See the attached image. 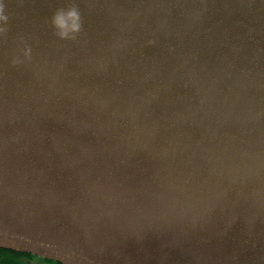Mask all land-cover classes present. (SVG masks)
<instances>
[{"label": "water", "instance_id": "water-1", "mask_svg": "<svg viewBox=\"0 0 264 264\" xmlns=\"http://www.w3.org/2000/svg\"><path fill=\"white\" fill-rule=\"evenodd\" d=\"M4 2L0 250L264 264V0Z\"/></svg>", "mask_w": 264, "mask_h": 264}, {"label": "clouds", "instance_id": "clouds-1", "mask_svg": "<svg viewBox=\"0 0 264 264\" xmlns=\"http://www.w3.org/2000/svg\"><path fill=\"white\" fill-rule=\"evenodd\" d=\"M19 3L22 5L23 0H19ZM9 19L10 16L7 12V5L4 0H0V35L6 36L9 32ZM50 22L54 29V35L61 40H76L83 31L82 13L76 0H69V3L65 7L57 8ZM31 52L32 49L28 46L22 49L24 60H31ZM23 62L24 61L20 60L18 56L14 57L12 60L13 65Z\"/></svg>", "mask_w": 264, "mask_h": 264}, {"label": "trees", "instance_id": "trees-1", "mask_svg": "<svg viewBox=\"0 0 264 264\" xmlns=\"http://www.w3.org/2000/svg\"><path fill=\"white\" fill-rule=\"evenodd\" d=\"M35 260H40L45 264H58L52 261L39 259L29 254L0 250V264H34L33 262Z\"/></svg>", "mask_w": 264, "mask_h": 264}, {"label": "rangeland", "instance_id": "rangeland-1", "mask_svg": "<svg viewBox=\"0 0 264 264\" xmlns=\"http://www.w3.org/2000/svg\"><path fill=\"white\" fill-rule=\"evenodd\" d=\"M33 263L34 264H45V263L41 262L40 260H35Z\"/></svg>", "mask_w": 264, "mask_h": 264}]
</instances>
